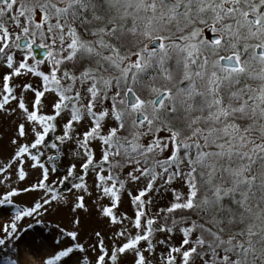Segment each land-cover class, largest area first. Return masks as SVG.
<instances>
[{"label": "snow or ice", "instance_id": "1", "mask_svg": "<svg viewBox=\"0 0 264 264\" xmlns=\"http://www.w3.org/2000/svg\"><path fill=\"white\" fill-rule=\"evenodd\" d=\"M0 264H264V0H0Z\"/></svg>", "mask_w": 264, "mask_h": 264}]
</instances>
